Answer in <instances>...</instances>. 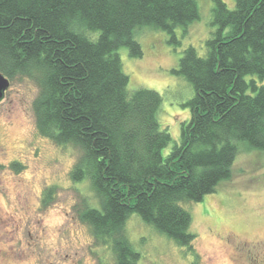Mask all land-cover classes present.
Segmentation results:
<instances>
[{
  "label": "trees",
  "instance_id": "1",
  "mask_svg": "<svg viewBox=\"0 0 264 264\" xmlns=\"http://www.w3.org/2000/svg\"><path fill=\"white\" fill-rule=\"evenodd\" d=\"M212 2L215 30L204 54L189 45L172 69L194 95L180 141L165 154L172 137L159 124L161 95L128 90L118 49L140 57L135 35L142 28L180 45L176 29L185 36L200 19L197 0H0V73L9 81L33 78L39 133L80 149L70 178L86 180L97 204L78 216L110 246L114 264L141 258L125 233L132 213L193 250L183 203L201 201L228 180L239 149L264 151V84L257 82L264 80V0H234L232 8ZM11 167L20 169L18 162Z\"/></svg>",
  "mask_w": 264,
  "mask_h": 264
},
{
  "label": "rangeland",
  "instance_id": "2",
  "mask_svg": "<svg viewBox=\"0 0 264 264\" xmlns=\"http://www.w3.org/2000/svg\"><path fill=\"white\" fill-rule=\"evenodd\" d=\"M223 1L234 6V0ZM197 3L200 19L185 36L176 29L180 45L171 46L164 31L142 28L135 35L140 57L130 56L126 47L118 49L128 90L145 87L161 95L159 124L172 137L165 154L180 141L181 122L190 118L186 104L194 95L191 84L172 69L189 45L203 55L205 40L215 30L212 0ZM37 92L33 78L16 76L0 101V264H114L110 246L78 216L83 206L97 204L86 180L70 178L81 151L39 133L32 110ZM13 162L19 163L18 171ZM49 188L51 197L43 201ZM183 207L195 234L191 251L137 213L127 218L125 233L141 255L138 264H264V151L239 149L231 177Z\"/></svg>",
  "mask_w": 264,
  "mask_h": 264
},
{
  "label": "water",
  "instance_id": "3",
  "mask_svg": "<svg viewBox=\"0 0 264 264\" xmlns=\"http://www.w3.org/2000/svg\"><path fill=\"white\" fill-rule=\"evenodd\" d=\"M9 84V79L5 77L2 73H0V101L3 99L5 91L9 87Z\"/></svg>",
  "mask_w": 264,
  "mask_h": 264
}]
</instances>
